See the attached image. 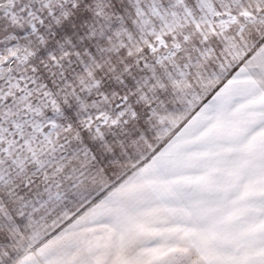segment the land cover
<instances>
[{
  "label": "snow or ice",
  "instance_id": "obj_1",
  "mask_svg": "<svg viewBox=\"0 0 264 264\" xmlns=\"http://www.w3.org/2000/svg\"><path fill=\"white\" fill-rule=\"evenodd\" d=\"M0 264H264V0H0Z\"/></svg>",
  "mask_w": 264,
  "mask_h": 264
}]
</instances>
